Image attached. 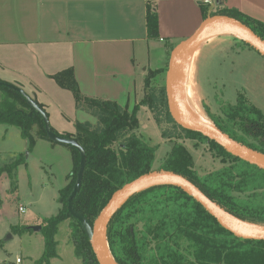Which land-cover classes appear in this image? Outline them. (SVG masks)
Masks as SVG:
<instances>
[{
  "label": "trees",
  "instance_id": "obj_1",
  "mask_svg": "<svg viewBox=\"0 0 264 264\" xmlns=\"http://www.w3.org/2000/svg\"><path fill=\"white\" fill-rule=\"evenodd\" d=\"M146 1L148 35L158 39L159 0ZM199 3L204 18L219 14L233 17L264 39L263 21L235 7H217L211 0ZM162 71L150 70L145 80V94L132 110L116 101L85 96L72 67L53 74L58 85L72 91L78 108L97 117L96 123L77 122L76 133L55 130L42 104L0 80V124L19 126L30 146L37 138H44L64 144L72 151L73 168L68 184L60 191L61 208L42 225L45 249L34 264H51L60 257L57 235L61 224L66 222L75 254L82 264H100L87 229L92 232L96 219L117 190L154 170L184 175L229 213L245 222L264 226V168L233 154L202 132L178 124L169 109L166 86L153 83ZM143 106L148 107L162 136L173 141L157 168L158 145L151 144L140 132L138 113ZM221 110L222 115L216 119L205 106L212 123L240 143L264 154L262 110L241 93L235 104ZM49 131L61 140L51 137ZM183 138L208 143L220 158V167L201 174L195 167L194 154L180 141ZM22 159L19 156L13 163L0 167V176L5 171L16 174L14 169ZM81 170L80 187L71 202L73 214L69 200ZM14 229L18 231V226ZM26 230L33 231L30 227ZM106 238L117 264H264V240L235 235L202 203L173 184L152 185L129 197L111 219Z\"/></svg>",
  "mask_w": 264,
  "mask_h": 264
},
{
  "label": "crops",
  "instance_id": "obj_2",
  "mask_svg": "<svg viewBox=\"0 0 264 264\" xmlns=\"http://www.w3.org/2000/svg\"><path fill=\"white\" fill-rule=\"evenodd\" d=\"M211 1L264 22V0ZM157 8L160 38L152 39L146 0H0V80L17 85L42 104L48 122L61 133H76L77 122L97 121L77 107L72 91L53 79V74L70 67L85 96L132 110L143 97L150 70L165 69L152 63L151 51L162 48L168 68L173 49L205 20L199 0H159ZM238 40L228 33L204 40L193 56L195 66L204 48L211 59L237 47ZM195 80L202 89L203 79ZM48 142L60 149L65 146Z\"/></svg>",
  "mask_w": 264,
  "mask_h": 264
},
{
  "label": "rangeland",
  "instance_id": "obj_3",
  "mask_svg": "<svg viewBox=\"0 0 264 264\" xmlns=\"http://www.w3.org/2000/svg\"><path fill=\"white\" fill-rule=\"evenodd\" d=\"M238 39L237 47L243 48L240 53L234 52L237 50L235 44V48L229 47L228 51L224 50L211 59L205 57L207 48H204L198 56L196 66L195 58H192L193 64L189 68L190 96L208 123L211 121L205 106L219 119V115H222L221 108L235 104L239 93L264 113V56ZM195 53L196 50L193 56ZM151 61L155 66H165L153 83L166 86L168 54H164L162 48L152 50ZM203 62L206 63L205 66ZM196 77L203 79L202 89L198 88ZM138 114L141 117V134L151 144L158 145L155 161L157 168L170 151L173 141L162 136L148 107L143 106ZM49 124L51 125L50 122ZM180 141L194 154L195 167L201 174L222 164L208 143L188 138ZM63 147L60 149L49 144L44 138H37L35 144L30 146L19 126L0 124V167L13 163L19 156L23 157L14 169L16 174L5 171L0 176V264L13 262L17 257L23 259L21 264H34L42 255L45 249L42 230L29 231L26 227L44 225L61 208L60 191L68 184L73 168L72 151L66 145ZM21 206L24 211L20 210ZM14 226H18V231ZM20 229L23 231L20 232ZM57 239L60 257L53 259L51 264H82L75 254L67 222L61 224Z\"/></svg>",
  "mask_w": 264,
  "mask_h": 264
},
{
  "label": "water",
  "instance_id": "obj_4",
  "mask_svg": "<svg viewBox=\"0 0 264 264\" xmlns=\"http://www.w3.org/2000/svg\"><path fill=\"white\" fill-rule=\"evenodd\" d=\"M214 25L228 27L231 31L226 33L237 36L242 41H245L249 45L253 46L264 56V39L257 35L248 25L227 15H209L205 18L199 30L194 35L177 45L172 51L167 71L166 85L170 112L174 120L184 128L202 132L204 135L217 141L233 154L264 168V154L240 143L229 134L224 132L222 129L217 127L214 123H193L186 120L181 112L176 87V63L178 56L180 53L185 51H195L197 47L204 40H206L205 38L207 31ZM49 135L54 139L61 140V138L54 136L50 131ZM67 142L76 145L74 141L68 140ZM78 147L82 150L80 146ZM82 170L79 174V181L76 184L69 200V208L73 214L75 213L71 208V202L75 194L79 190ZM163 183L176 185L192 195L195 199L202 203L211 212V214L220 221V223L224 227L232 231L235 235L243 238L264 240V226H258L245 222L229 213L216 202H214L207 194L202 191L199 186H197L194 182H192L184 175L171 170H154L139 176L138 178L132 180L131 182L127 183L122 188L117 190L96 219L92 228V232L87 229L88 234L91 236L92 248L100 264H114L110 261L104 249L105 242L108 247L106 238L107 227L114 214L133 194L152 185ZM30 228H32L34 231H41L42 225H33ZM115 263L117 264L116 261Z\"/></svg>",
  "mask_w": 264,
  "mask_h": 264
},
{
  "label": "bare ground",
  "instance_id": "obj_5",
  "mask_svg": "<svg viewBox=\"0 0 264 264\" xmlns=\"http://www.w3.org/2000/svg\"><path fill=\"white\" fill-rule=\"evenodd\" d=\"M231 31L228 27L214 25L207 31L206 38H211L215 35L226 33ZM227 34V33H226ZM213 39V38H212ZM194 51H185L179 54L176 63V87L177 96L179 100V106L184 118L190 122L197 124H210L205 121L202 113L196 108L190 96V80H189V68L193 58ZM105 252L114 264L115 261L109 253L106 242L104 243Z\"/></svg>",
  "mask_w": 264,
  "mask_h": 264
},
{
  "label": "built area",
  "instance_id": "obj_6",
  "mask_svg": "<svg viewBox=\"0 0 264 264\" xmlns=\"http://www.w3.org/2000/svg\"><path fill=\"white\" fill-rule=\"evenodd\" d=\"M21 211H24V207L21 206L20 208ZM23 262V259L21 257H17L15 261L13 262H8V263H5V264H21Z\"/></svg>",
  "mask_w": 264,
  "mask_h": 264
}]
</instances>
